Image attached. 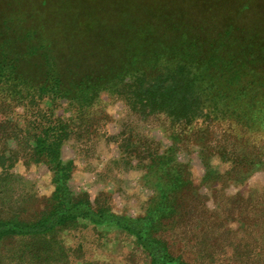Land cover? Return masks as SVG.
I'll use <instances>...</instances> for the list:
<instances>
[{
	"label": "trees",
	"instance_id": "trees-1",
	"mask_svg": "<svg viewBox=\"0 0 264 264\" xmlns=\"http://www.w3.org/2000/svg\"><path fill=\"white\" fill-rule=\"evenodd\" d=\"M193 4L187 8L193 9ZM177 7L176 15L159 13L155 19H143L141 24L149 31L131 42L124 35L105 36L108 46L92 43L89 34L80 32L84 40L78 44L37 47L33 33L17 29L13 19L1 18L0 145L12 137L14 108L37 107L50 100L45 107L48 123L39 125L33 150L34 161L48 167L54 192L41 207L35 185L3 167L10 158L1 155L0 264H73L78 248L66 246L59 237L85 228L87 222L133 237L147 264H264V190L237 195L233 201L224 189H213L217 196L212 194L216 205L211 211L209 195L199 193L209 173L202 184L195 185L188 163L176 160L178 134L169 137L172 145L163 153L146 146L148 141L140 140L137 148L135 142L124 145L128 153L122 161L142 165L147 172L140 180L150 192L143 214L117 213L109 192L93 197L86 191H73L70 185L76 164L65 161L62 153L73 131L72 122L91 120L89 109L109 85L140 87L168 73L175 84L146 89L129 104L134 113L141 117L164 114L188 128L203 120L209 128L205 137H210V129L220 132L216 153L230 165L223 174L215 173L222 188L224 181L244 180L264 163V13L251 12L248 6L237 11L236 18L230 17L233 20L224 32L226 19L214 23L211 31L197 33L189 29L187 22L195 21L183 14L186 7ZM70 23L79 29L83 21ZM94 36L92 32L90 37ZM220 44L222 49L216 54L213 46ZM213 54L217 58L207 63ZM57 105L70 109L66 122L53 114ZM34 111L24 109L23 114ZM229 201L237 204L239 230L248 241L243 238L236 243L222 229L231 213ZM217 237L231 241L216 245Z\"/></svg>",
	"mask_w": 264,
	"mask_h": 264
},
{
	"label": "rangeland",
	"instance_id": "rangeland-1",
	"mask_svg": "<svg viewBox=\"0 0 264 264\" xmlns=\"http://www.w3.org/2000/svg\"><path fill=\"white\" fill-rule=\"evenodd\" d=\"M175 2L177 3L174 4ZM191 2H194L193 9L187 8ZM225 3L223 11L221 9ZM177 6L186 7L183 14L188 18L192 17L195 21L193 24L187 22L189 29H195L197 33L211 31L214 23L226 19L227 22L222 30L224 32L228 27V21L233 20L230 17L234 14L236 18L237 11L240 9L245 11L248 6L251 12L259 9L264 13V0H0V20L13 19L16 21L14 26L18 24L17 29L33 33L37 47L42 45L61 47L63 43L78 44L84 40L78 36L80 32L89 34L92 43L99 42L108 46L110 43L105 36L119 35V38H123L124 35L131 42L134 38H140L143 32L149 31L147 26L141 24L143 19L149 17L155 19V14L159 13L176 15L179 10ZM220 10L223 11L222 14L219 13ZM79 20L83 21L79 29L75 24L70 23ZM71 29H74L75 33H70L68 36V31ZM100 31L102 33H99ZM92 32L94 37H90ZM214 49L217 54L222 49V45L216 48L213 46ZM216 54H213L207 63H212L213 59L217 58ZM173 81L172 74L168 73L154 81L143 82L140 87L137 84L124 88L120 83L109 85L89 109L90 113H93L92 119L80 118L77 122H72L73 131L65 143L62 156L65 161L73 160L76 164L70 182L73 191L78 193L86 191L93 197L106 191L112 194L113 199L110 203L115 212L134 217L143 214L146 207L144 203L147 202L150 192L148 193L140 180L147 172L142 165L135 162L128 165L122 161V157L127 156L128 153L124 145L135 142L137 148L142 144L140 140L148 141L146 146L151 145L152 150L163 153L172 145L169 137L177 134L179 136L176 140L178 146L176 160L181 164L188 163L187 169L192 174L195 185L202 184L203 176L206 172L209 173L205 179L208 182L199 189V193L209 195L207 204L211 211L216 205L213 203L215 199L212 194L217 196V192L213 189H224V194L229 198L233 197V201L237 195L246 196L264 190V163L257 172L244 180L224 181L222 188L214 177L215 173L217 171L223 174L230 165L216 153L215 146L221 138L220 132L210 129V137H205L204 134L209 128L207 123L201 122L203 120L194 122L188 128L185 124L171 122L164 114L141 117L130 108L131 101L146 89L172 87L171 85L175 84ZM175 81L178 82L176 78ZM44 102L45 104L42 102L37 107L14 108L10 115L11 123H14L12 129L14 131L9 132L12 137L0 145V148L2 147L0 158L2 154L10 158L3 167L24 176L28 184L35 185L34 190L37 191L41 207L48 204L54 192L48 167L34 161L37 158L33 150L34 135L39 133L40 124L48 123L45 107L48 105L46 103L51 101L44 100ZM32 108L35 109L33 113H28L26 116L23 114L24 109L31 111ZM69 110L66 106L57 105L53 114L66 122L72 114ZM11 125L13 124L7 126L11 127ZM87 128L92 131L86 132ZM1 168L0 160V170ZM180 169L184 167L180 166ZM227 205L231 208L229 209L231 213L223 221L222 229L228 231L236 243L243 242L244 239L248 241L239 230L237 204L234 205L229 201ZM216 221L222 224L218 219ZM85 225V228L66 231L59 237L66 246L78 248L72 255L76 259L73 264L84 261L95 264L148 263L146 256L135 245L133 237L121 230L93 226L88 222ZM216 240V245L221 241H231L229 238L220 237ZM223 264L228 263L224 261Z\"/></svg>",
	"mask_w": 264,
	"mask_h": 264
}]
</instances>
